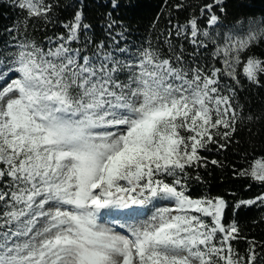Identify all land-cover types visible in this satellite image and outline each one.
Instances as JSON below:
<instances>
[{
    "label": "snow or ice",
    "instance_id": "6c2138e0",
    "mask_svg": "<svg viewBox=\"0 0 264 264\" xmlns=\"http://www.w3.org/2000/svg\"><path fill=\"white\" fill-rule=\"evenodd\" d=\"M19 7L45 18L52 8ZM81 22L77 12L54 48L17 43L0 72V264H243L231 246L238 228L222 223L227 202L190 197L183 176L236 131L235 89L222 94L221 79L260 85L264 60L241 54L264 41V20L217 43L191 19L190 42L205 47L203 35L222 59L211 69L151 48L83 55L70 47ZM238 175L264 186V159ZM257 202L264 194L238 206Z\"/></svg>",
    "mask_w": 264,
    "mask_h": 264
},
{
    "label": "trees",
    "instance_id": "16d2710c",
    "mask_svg": "<svg viewBox=\"0 0 264 264\" xmlns=\"http://www.w3.org/2000/svg\"><path fill=\"white\" fill-rule=\"evenodd\" d=\"M20 2L0 0L1 62L11 61L19 42L34 41L45 50L54 48L58 37L67 35L65 25L80 12L79 40L73 41L70 47L82 49L83 55L92 56L100 45L104 51L113 52L122 48L130 52L151 48L161 58L182 54L180 66L219 68L223 63L220 57H213L211 40L203 35L198 37L205 47L190 42L189 21L195 18L203 33L214 28L208 23L211 14L219 17L216 26L248 18L264 20V0H220L219 4L214 0H44L52 6L46 18L28 17L19 7ZM207 4L214 5L211 11H202ZM83 25L88 27L85 29ZM178 29L185 35L178 37ZM241 56L264 60V41L249 47ZM259 79L260 85L242 76L239 84L226 76L221 79L222 94L229 95L228 89H235L236 131L228 141L218 138V143L226 147L218 149L217 145H209V150L201 151L207 163L187 168L183 176L190 197H222L227 202L222 223L226 227L235 223L238 228L231 246L243 258V264H247L250 249L255 256L252 264H264V204L238 206L241 201L264 194V186L238 175L250 170L256 159H264V75ZM213 160L218 163L213 164ZM5 210L2 203L0 213Z\"/></svg>",
    "mask_w": 264,
    "mask_h": 264
},
{
    "label": "rangeland",
    "instance_id": "374dc122",
    "mask_svg": "<svg viewBox=\"0 0 264 264\" xmlns=\"http://www.w3.org/2000/svg\"><path fill=\"white\" fill-rule=\"evenodd\" d=\"M251 21L259 22L261 20L259 18H248V19L240 20V21H238L236 23H233V24H229V25L216 26L217 25L216 24V25H212L214 28L211 29L209 31V33L213 37V39L217 41V43H221L222 42V39H223V36L225 34L244 35L245 32H246V30L248 29L249 24H250ZM122 49L125 50V56H127L128 54L135 55V54H138L140 51H142V49H141V50H139L137 52L136 51L135 52H130V51H128L125 48H122ZM214 50H215V45H214ZM123 58L124 57H122V59ZM221 62H222V59H221ZM10 66H12L11 61H8V62H1L0 61V72H7L8 71V68ZM0 187H3V186L0 185ZM2 203L3 202H0V205ZM157 206L159 207V206H162V205H157ZM148 215H151V212H148ZM111 219H113V217H111V216H105V217L102 218V222H107L108 220H111ZM116 231H121V229L119 227H117L116 228Z\"/></svg>",
    "mask_w": 264,
    "mask_h": 264
}]
</instances>
